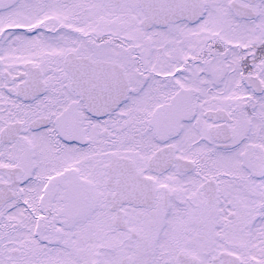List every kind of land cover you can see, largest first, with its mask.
Returning <instances> with one entry per match:
<instances>
[{
  "label": "snow or ice",
  "instance_id": "snow-or-ice-1",
  "mask_svg": "<svg viewBox=\"0 0 264 264\" xmlns=\"http://www.w3.org/2000/svg\"><path fill=\"white\" fill-rule=\"evenodd\" d=\"M0 264H264V0H0Z\"/></svg>",
  "mask_w": 264,
  "mask_h": 264
}]
</instances>
